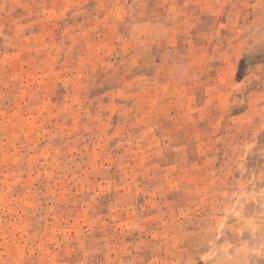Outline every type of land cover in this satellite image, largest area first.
Masks as SVG:
<instances>
[{
  "label": "rangeland",
  "instance_id": "374dc122",
  "mask_svg": "<svg viewBox=\"0 0 264 264\" xmlns=\"http://www.w3.org/2000/svg\"><path fill=\"white\" fill-rule=\"evenodd\" d=\"M264 0H0V264H264Z\"/></svg>",
  "mask_w": 264,
  "mask_h": 264
},
{
  "label": "crops",
  "instance_id": "0c3cea01",
  "mask_svg": "<svg viewBox=\"0 0 264 264\" xmlns=\"http://www.w3.org/2000/svg\"><path fill=\"white\" fill-rule=\"evenodd\" d=\"M259 228H260L262 231H264V224L261 225ZM262 236L264 237V232H263Z\"/></svg>",
  "mask_w": 264,
  "mask_h": 264
}]
</instances>
